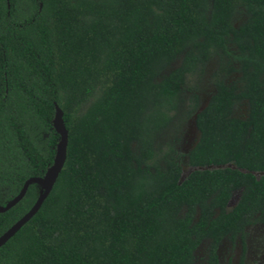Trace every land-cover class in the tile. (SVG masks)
<instances>
[{
    "label": "trees",
    "instance_id": "trees-1",
    "mask_svg": "<svg viewBox=\"0 0 264 264\" xmlns=\"http://www.w3.org/2000/svg\"><path fill=\"white\" fill-rule=\"evenodd\" d=\"M213 60L182 181L158 140L198 111L185 87ZM56 106L64 165L0 264H196L206 241L221 264L224 239L264 224V0H0V206L53 166ZM40 194L0 212V237Z\"/></svg>",
    "mask_w": 264,
    "mask_h": 264
},
{
    "label": "rangeland",
    "instance_id": "rangeland-1",
    "mask_svg": "<svg viewBox=\"0 0 264 264\" xmlns=\"http://www.w3.org/2000/svg\"><path fill=\"white\" fill-rule=\"evenodd\" d=\"M244 19L243 14H237L234 23L237 26ZM217 68L216 60L211 61L205 68L204 73L195 76L185 87V96L188 98L192 92L199 96V109L195 114L189 115L188 107H182L177 114L173 125L166 130L158 140L159 147L165 153L172 148L175 158L178 159L182 170L183 181L195 169L189 166L187 161L188 152L195 146L199 139V131L196 127V115L208 103L210 97L215 92L213 84V73ZM247 114V105L240 104L236 106L234 115L244 118ZM260 175V174H258ZM240 192H235L229 205L228 210H232L236 205ZM245 243L239 237L235 242L230 239H224L221 243L218 254L221 264H240L244 255V264H264V224L257 223L249 226L245 230ZM208 242H204L196 252V264H206Z\"/></svg>",
    "mask_w": 264,
    "mask_h": 264
},
{
    "label": "water",
    "instance_id": "water-1",
    "mask_svg": "<svg viewBox=\"0 0 264 264\" xmlns=\"http://www.w3.org/2000/svg\"><path fill=\"white\" fill-rule=\"evenodd\" d=\"M62 116H63V113L61 109L58 106H56V116H55L54 123H55L56 131L60 134L61 140H60V143L58 144L57 155H56L53 166L48 170L44 178L29 179L26 182L21 193L14 200L9 202L5 208L0 206V212H3L9 209L10 207H12L13 205H15L16 203H18L25 195L28 187L33 183H37L41 188V194L37 202L30 209V211L23 218H21L17 223H15L6 233H4L0 237V247H2L8 240H10L38 212L44 199L47 197V195L52 190L59 176V173L62 170V167L65 162V158H66V149H67V143H68V132L64 126ZM42 182L46 184L45 189H42V186H41Z\"/></svg>",
    "mask_w": 264,
    "mask_h": 264
},
{
    "label": "bare ground",
    "instance_id": "bare-ground-1",
    "mask_svg": "<svg viewBox=\"0 0 264 264\" xmlns=\"http://www.w3.org/2000/svg\"><path fill=\"white\" fill-rule=\"evenodd\" d=\"M41 186H42V189H45L46 188V184L45 183H41Z\"/></svg>",
    "mask_w": 264,
    "mask_h": 264
}]
</instances>
